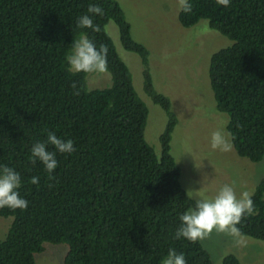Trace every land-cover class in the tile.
<instances>
[{
    "label": "trees",
    "instance_id": "1",
    "mask_svg": "<svg viewBox=\"0 0 264 264\" xmlns=\"http://www.w3.org/2000/svg\"><path fill=\"white\" fill-rule=\"evenodd\" d=\"M189 3L191 12L178 13L183 28L206 20L232 41L211 56L210 86L237 155L258 163L264 157V0ZM90 4L104 11L94 17L99 32L77 27ZM109 21L122 47L141 59L144 92L167 116L159 157L144 139L148 109L105 31ZM82 35L97 49L107 45L110 87L88 90L89 73L70 71L66 57ZM176 124L169 99L154 88L149 52L133 40L115 0H0V168L20 174L17 191L28 201L25 210L0 208V217L13 219L0 241V264H35L46 244L67 246L64 264H162L170 249L183 253L186 264H213L200 241L173 238L179 216L195 204L170 154ZM49 132L75 148L61 154L47 144L58 161L51 173L31 157ZM251 199L255 213L237 227L240 236L264 241V178ZM222 264L241 263L227 255Z\"/></svg>",
    "mask_w": 264,
    "mask_h": 264
},
{
    "label": "rangeland",
    "instance_id": "2",
    "mask_svg": "<svg viewBox=\"0 0 264 264\" xmlns=\"http://www.w3.org/2000/svg\"><path fill=\"white\" fill-rule=\"evenodd\" d=\"M115 1L131 26L133 40L149 52L155 90L169 99L171 111L177 118L170 154L180 168L182 189L186 195L191 190V198L187 197L193 201L214 197L221 186L232 185L233 181L238 198L243 191L253 193L264 178V157L254 163L238 156L234 147L228 152L210 147L211 134L218 129L231 141L228 117L216 109L208 70L211 56L230 47L232 41L211 30L206 20L192 28H183L178 21L177 0ZM105 31L131 73L136 94L148 109L144 139L159 157V138L165 130L167 116L145 94L141 59L122 47L113 21L107 23ZM111 84L108 72L86 76L88 90H102ZM12 220L0 217V241L5 239ZM200 242L213 264H222L227 255H234L241 264H264V241L213 232ZM66 252L64 244H46L44 252L36 255L35 264H64Z\"/></svg>",
    "mask_w": 264,
    "mask_h": 264
},
{
    "label": "clouds",
    "instance_id": "3",
    "mask_svg": "<svg viewBox=\"0 0 264 264\" xmlns=\"http://www.w3.org/2000/svg\"><path fill=\"white\" fill-rule=\"evenodd\" d=\"M218 5L228 7L230 0H216ZM179 11L189 13L192 4L189 0H177ZM103 8L98 4H90L87 14H82L77 21V27L91 29L99 32L100 26L94 23V17L103 16ZM108 47L101 44L99 49L88 38L82 35L73 45V51L66 57L67 64L72 72L75 73H105L108 71L107 65ZM75 91L74 95H79V90L75 83L71 86ZM47 144L54 146L56 152L61 154H71L75 151L71 139H61L54 132H49L46 142H37L31 148L32 163L37 160L42 162L48 173L53 172L57 167L58 161L55 158L56 152L47 150ZM210 147L213 150L228 152L232 150V143L227 134L218 129L213 131L210 137ZM38 177H33L31 183L37 184ZM21 185L20 174L13 168L4 166L0 168V208L7 207L11 210H25L28 201L21 198L17 189ZM235 181L232 185L221 186L214 197H201L195 200L193 207L189 208L179 216L180 226L175 232L174 239L184 238L191 243H196L208 238L213 232L230 236H239L240 229L237 227L246 216L255 213L253 193L243 191L239 198L234 190ZM191 198V190L187 191ZM162 264H186L183 253H177L170 249Z\"/></svg>",
    "mask_w": 264,
    "mask_h": 264
}]
</instances>
